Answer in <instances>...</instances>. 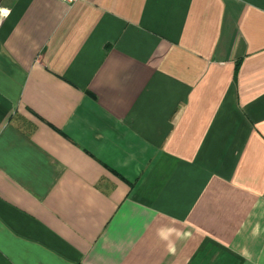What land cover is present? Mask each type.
<instances>
[{"label":"crops","instance_id":"0c3cea01","mask_svg":"<svg viewBox=\"0 0 264 264\" xmlns=\"http://www.w3.org/2000/svg\"><path fill=\"white\" fill-rule=\"evenodd\" d=\"M0 10V264H264V0Z\"/></svg>","mask_w":264,"mask_h":264},{"label":"built area","instance_id":"2783aa9c","mask_svg":"<svg viewBox=\"0 0 264 264\" xmlns=\"http://www.w3.org/2000/svg\"><path fill=\"white\" fill-rule=\"evenodd\" d=\"M58 1L69 5V4H72L73 2H75L76 0H58Z\"/></svg>","mask_w":264,"mask_h":264},{"label":"snow or ice","instance_id":"6c2138e0","mask_svg":"<svg viewBox=\"0 0 264 264\" xmlns=\"http://www.w3.org/2000/svg\"><path fill=\"white\" fill-rule=\"evenodd\" d=\"M4 10H0V12H3Z\"/></svg>","mask_w":264,"mask_h":264}]
</instances>
